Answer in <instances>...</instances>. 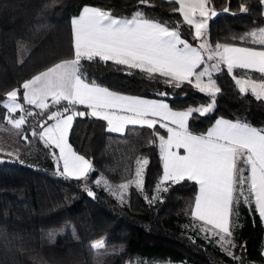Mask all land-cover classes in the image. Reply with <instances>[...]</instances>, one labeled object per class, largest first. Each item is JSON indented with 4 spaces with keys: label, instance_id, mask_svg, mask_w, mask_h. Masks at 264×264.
I'll use <instances>...</instances> for the list:
<instances>
[{
    "label": "trees",
    "instance_id": "16d2710c",
    "mask_svg": "<svg viewBox=\"0 0 264 264\" xmlns=\"http://www.w3.org/2000/svg\"><path fill=\"white\" fill-rule=\"evenodd\" d=\"M212 4L208 7L215 13L206 26L209 43L264 46L251 38L264 24L261 0ZM84 5L118 17L140 10L155 22L178 26L184 41L195 42L190 25L173 12L176 6L169 0H148L147 5H139V0H0V264H264L260 220L243 205L251 196L243 181L242 158L236 160L232 193V201L241 202L236 221L240 226L234 230L236 261L220 247L218 236L209 233L204 238V224L191 215L195 184L185 178L159 181L162 126L150 130L128 125L123 134L108 133L104 121L81 116L88 112L73 105L67 141L90 170L77 177L61 172L55 149L39 134L50 120L51 107L38 110L24 104L22 82L73 58L69 21ZM233 70L236 76L261 79L256 71ZM127 71L111 61L82 62L86 79L113 91L162 98L174 109L209 101L191 83L173 89L158 76L150 79L138 70H131L132 75ZM211 74L221 88L214 112L190 119L187 131L200 134L216 117L264 127V102L240 94L224 67ZM11 91L24 111L19 125L11 123L1 104ZM162 92L168 96L157 95ZM136 159L149 161L143 187L129 185L124 196L116 198L96 181L98 176L111 183L130 179ZM157 181L161 189L155 197Z\"/></svg>",
    "mask_w": 264,
    "mask_h": 264
},
{
    "label": "snow or ice",
    "instance_id": "6c2138e0",
    "mask_svg": "<svg viewBox=\"0 0 264 264\" xmlns=\"http://www.w3.org/2000/svg\"><path fill=\"white\" fill-rule=\"evenodd\" d=\"M175 2L178 7L173 9V12L180 13L182 19L189 15L193 17L190 26L196 29V39L199 40L203 35L202 30L209 24L208 6L212 4V0ZM261 3L264 4V0H261ZM147 4L148 0H139V5ZM212 7L214 8L213 4ZM197 12L203 20L202 23L196 19ZM71 33L73 58L64 59L48 67L46 71L34 75L31 78L34 85L32 91L41 94L49 88L74 84L79 102L89 109V113L80 115L90 114L91 118L106 122L108 133L123 134L128 125L152 130L157 125L160 126L161 121L166 129L169 125L174 126V142L160 147V152L165 154V172L172 179L175 178L173 174L180 173L186 180L190 179L194 184L203 186L206 195L204 202L197 206L196 215L201 220L208 219L216 231L203 229L201 232L206 233L205 239L209 233L218 236L223 251L234 261L239 260L233 249L236 247L234 230L240 226L236 221L239 219L241 202H233L230 193L227 211L222 212L215 187L217 179L224 172L226 161H231V171L228 175L230 184L234 185L237 148L226 147V143L234 140L242 144L246 152H251V159H254L257 165L250 181L251 197H245L246 202L243 205L264 222V127L221 117L215 119L206 136L191 137L187 131L190 119L212 114L221 88L212 74L196 72L202 61L198 62L188 48L180 46V42L186 41L178 31V26L169 27L164 23L155 22L146 18L140 10H136L131 18H117L100 7L85 5L71 19ZM83 61H100L105 64L111 61L129 70L125 73L127 75L133 74L131 70H138L147 74L150 79H156L158 76L162 78L164 85L173 89H181L185 83H193L194 80V89L208 97L209 102L184 110H174L165 99L121 94L106 86H100L95 80L86 79L82 73ZM231 62L237 66L252 68L261 75V82L251 77H243L234 78V83L240 94L250 93L257 101L264 102V59L248 56L236 58ZM28 87V83H25L24 88ZM16 94L9 93L11 96ZM157 95L167 97L168 93ZM65 128L70 136L72 122L69 121ZM217 141L225 143L220 144ZM173 151L175 155L172 154ZM81 161L85 166L84 170H90L89 162L83 157ZM148 163V160H136V175L141 177L140 187L144 186L142 173L145 171L144 165Z\"/></svg>",
    "mask_w": 264,
    "mask_h": 264
},
{
    "label": "crops",
    "instance_id": "0c3cea01",
    "mask_svg": "<svg viewBox=\"0 0 264 264\" xmlns=\"http://www.w3.org/2000/svg\"><path fill=\"white\" fill-rule=\"evenodd\" d=\"M169 1H173L175 3L176 8L178 7L175 0H169ZM82 7L79 9V11L75 15H73L70 18V21H69L71 42H72L71 19L75 17L82 10ZM261 11H262L263 19H264V4L262 3H261ZM214 13L215 12L210 10V15L207 19L209 20L214 15ZM132 15L127 16V17H118V16L116 17L117 18H131ZM195 15H196V19L202 23L203 20L200 18L199 12H197ZM180 17L182 18L181 15ZM192 19L193 17L189 15L186 17V19H182V20L190 25V22L192 21ZM191 31H192V35L195 41L194 44H189L187 42L186 43L180 42V46L184 48H188L192 56L198 62L202 61L200 67L196 69V72L198 74L205 73V72L211 74L213 70L222 66L231 75L234 81V78H243V77L247 78V77L233 75L232 74L233 68H242V69H248V70H252V68H249L246 66H237L235 63H232L231 61H233L236 58L242 59L248 56H257L260 59H264V46L263 47H248V46H240V45H234V44H218V43L211 44L206 39V27L205 29L202 30L203 35L199 40L196 39V29L194 27H191ZM251 38L254 43L264 45V24L262 25V27L256 30H253L251 32ZM61 61L63 60L57 61L55 63H58ZM55 63L51 64L48 67L53 66ZM48 67L42 69L41 71L35 73L34 75H38L40 72L46 71ZM34 75H32L30 78L22 82V102L28 105V107L32 109H38V110H43L44 108H46V102L49 103V106L51 107L50 113H49L50 120L42 125V127L39 130V134L48 145L52 146L55 149V152L58 158L59 167L63 174L67 176H71V177L82 176L86 172L84 170L85 166L83 162L81 161L82 156L75 153L70 147V145L68 144L67 129L65 128V125L69 121L72 120V117L75 113L73 110L70 109L73 105L81 106L85 108V110L88 113H89V109L79 102V98L76 94V89H75L74 84L64 86V87L49 88L41 94L34 93L32 91V88L34 87V85L32 84V81H31V78ZM255 80L257 82H261V79H255ZM206 81H207V77H205V82ZM194 82L195 81L193 80V83L191 84L195 87ZM25 83H28L29 85L27 89L24 88ZM12 92L14 91H11L10 93ZM121 94H126V93H121ZM127 95H132V94H127ZM139 97L149 98V99H162V98H157V97H144V96H139ZM60 103H62L63 105H61ZM1 104L5 108L7 115L10 116L9 119L13 125H19L22 123L24 111L22 107L20 106V103L15 99V96H11L8 94L6 98H4L1 101ZM58 104H60L61 106L60 105L57 106ZM184 109H174V110H184ZM217 118H221V117L214 118L212 122L209 124V126L202 133L200 134H192L190 132L188 133H190L191 137L193 138H203L204 136H206L209 127H211L214 124V121ZM104 123H105V127H107L106 122ZM160 126H162L165 129V134L163 137H161L158 140V153L160 155V160H161V171H160L159 181L164 182L168 180L184 178V176L181 175L180 173H175L173 174L175 178L172 179L170 178L168 173L165 172V167H164L165 154L160 152V147L162 145L168 146L174 142L173 141V136H174L173 127L174 126L169 125L166 129L163 121H161ZM62 137H66V138H62ZM165 137H167V139H165ZM217 143L224 144L225 142L217 141ZM233 146L237 148V152L235 155V164H236L237 159L242 158L243 181L245 185L247 186L250 192V196H251L252 190L250 186V181H251V177L253 176V171L256 169V166H257L256 161L254 159H251V152H246L242 144H239L234 140L227 141L226 147H233ZM182 151L183 149H181V152ZM172 154L175 155V152L173 151ZM250 159H251V163H250ZM74 162H79V164L77 165ZM230 165H231V161L225 162L224 172L217 179L216 187H215V193L218 198V203H219V206L222 212L227 211L230 193H231V199H232L233 185L230 184L229 175H228L229 172L231 171ZM205 195L206 193L203 189V186L199 183H195V193H194V199H193V203L191 207V215L197 220L201 221L204 224L205 229L215 232L216 229L214 225H211L208 219L201 220L196 215L197 206L204 202ZM260 224H261V254L264 258V222L260 220ZM167 264H182V263L176 262V263H167Z\"/></svg>",
    "mask_w": 264,
    "mask_h": 264
},
{
    "label": "rangeland",
    "instance_id": "374dc122",
    "mask_svg": "<svg viewBox=\"0 0 264 264\" xmlns=\"http://www.w3.org/2000/svg\"><path fill=\"white\" fill-rule=\"evenodd\" d=\"M47 106H49V103L48 102H46V107ZM52 109H53V107H52ZM136 160L134 162L133 174H132V176H131L130 179H128L126 181H123V182H119V183H111V182L107 181L104 177L98 176L96 178V181L107 192L111 193L116 198L123 197L124 194H125V190H126V188L129 185H133V186H139L140 185L141 177L136 175V170H137ZM140 160H143V159H140ZM160 185H161L160 182L157 181L156 184H155V186H154V194H153V196L157 197L156 194H158L157 192L161 189Z\"/></svg>",
    "mask_w": 264,
    "mask_h": 264
}]
</instances>
